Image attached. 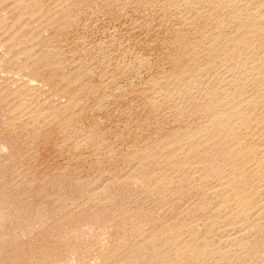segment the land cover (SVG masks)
<instances>
[{"label":"rangeland","instance_id":"obj_1","mask_svg":"<svg viewBox=\"0 0 264 264\" xmlns=\"http://www.w3.org/2000/svg\"><path fill=\"white\" fill-rule=\"evenodd\" d=\"M0 264H264V0H0Z\"/></svg>","mask_w":264,"mask_h":264}]
</instances>
